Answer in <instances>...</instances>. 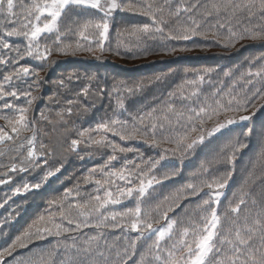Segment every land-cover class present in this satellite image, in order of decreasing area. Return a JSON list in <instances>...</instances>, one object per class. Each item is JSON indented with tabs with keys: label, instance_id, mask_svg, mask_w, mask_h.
<instances>
[{
	"label": "snow or ice",
	"instance_id": "obj_1",
	"mask_svg": "<svg viewBox=\"0 0 264 264\" xmlns=\"http://www.w3.org/2000/svg\"><path fill=\"white\" fill-rule=\"evenodd\" d=\"M117 11L148 17L151 24L122 29L117 33L115 50L106 49L109 21ZM198 37H222L226 40L224 47L234 46L239 40L264 41V0H0V66L5 70L0 82V110L11 113L0 116L6 121L0 127V157L8 159L7 163L0 161V177H5L0 178V184L12 182L10 173L41 170L54 154L43 140L37 143L44 130L28 115L37 99L31 95V88L38 87L40 80L33 79L27 89H21L18 82L25 83L36 73L20 61L28 57L45 61L53 50L62 54L108 50L117 55L121 49L147 51L148 41L160 42V47L171 53L177 48L170 47L169 42ZM13 38L23 41V47L15 46ZM213 71L202 69L193 79L168 91L166 98H157L151 106L134 112L126 108L123 93L135 96L145 87L161 83L162 77L147 84L114 85L109 95L118 97L119 111L112 109L111 115L106 112L94 127L78 130V138L69 145L71 151H77L84 144L100 153L102 159L107 157L83 177L85 186L95 185L94 194L86 189L82 192L77 184L74 190L66 189L61 197L49 201L54 210L39 216L0 250V264H6L5 257H11L17 249H28L46 237L57 238V243L19 264H128L129 250L134 256L140 245L146 247L138 264H264V130L260 133L261 151L244 169L239 194H234V202L229 200L223 213L219 210L237 160L248 147L239 136L232 137L233 126L251 121L257 111L264 110V57L250 61L238 81L230 85L220 81L206 94L202 86L206 78L210 81ZM224 76L231 78L232 72ZM82 91L87 94V89ZM98 91L103 95L107 89ZM21 97L27 106L15 103ZM75 102L66 99L67 114H71ZM250 108L251 114H243ZM64 115V111L57 113L60 126L66 123ZM254 131L248 127L243 135L250 137ZM133 141L160 149L158 158L130 159L127 154L136 151L128 146ZM221 141L225 142L215 151ZM208 145H213L215 155L192 174L198 182L183 185L175 195H162L166 182L181 174L174 165L169 166V157L183 162L198 147ZM221 165L225 166L222 172ZM169 167L171 170H164ZM59 171H47L42 180L46 182ZM40 187V182H25L15 187L13 195ZM190 197L200 200L196 213L187 219L169 216L170 212L177 216L184 207L178 201ZM124 201H133L134 206L110 210V206ZM6 203H0V207ZM87 228H95L96 234H85ZM104 229L118 230L124 243H119L120 236L108 243ZM130 233L136 235L130 237ZM61 251L63 256L57 260Z\"/></svg>",
	"mask_w": 264,
	"mask_h": 264
},
{
	"label": "trees",
	"instance_id": "obj_2",
	"mask_svg": "<svg viewBox=\"0 0 264 264\" xmlns=\"http://www.w3.org/2000/svg\"><path fill=\"white\" fill-rule=\"evenodd\" d=\"M179 2L180 0H176V3ZM173 6H175V4ZM123 13L124 16L132 15L126 12ZM133 16L136 17L132 20H128L125 18L120 19V17L122 16L118 15L116 19V24L118 23V25L114 28L116 41L117 33L126 27L143 23L151 24V20L148 17L141 15ZM188 42L189 41L169 42L170 47L177 48L176 52L171 53L165 52L160 47V42L153 41L147 42V51L127 52L124 49H121L120 55L114 54V56H112L110 59L121 65L124 69L131 70L137 68L132 74L119 72L118 74H113L105 77H97L96 80H92L89 83L71 82V75H69L65 79L62 78L58 80L60 82L54 88L52 94L49 96V99L44 102L41 108H39V111L36 113V115L31 105V108L28 113L29 118L34 119L38 123L39 128L44 130V132H42L38 136L37 143L39 144V141L43 140L51 148L54 149V154L48 157V164L46 167H43L41 170H38L36 172H28L26 176L32 179L35 177L39 179L38 182L41 183L43 181V173L45 174L49 170L55 171L56 168H59L60 171L55 172V175L48 178L54 179V176H57V178L54 179L55 181H51L50 185L44 183L40 188L39 193L34 195L32 202L33 206L30 210L33 214V217H27L26 219H24L23 228L21 232H23L29 224L37 220L39 216H47L49 210H54L51 208L49 201L61 197L66 189L74 190L77 184H79L82 192L86 189L87 192L94 194L95 185L93 184L92 186H85L83 183V177L88 174L90 169L102 165L107 159V157L104 156L102 159L100 153L89 149L84 144L79 145L77 151H71L69 149V145L72 139L78 138V130L89 126L94 127L96 122L101 117H103L106 112L111 115L112 109H116L117 111H119L117 107L118 97L115 94H112L111 96L109 95V93L112 92L114 85H117L120 82H124L127 85H133L141 81L147 84L148 81L154 80V78L157 76L162 77L161 83L153 87H145L143 92L135 96H129L127 93H123V99L126 108L128 109V111L134 112L138 109L144 108L145 106H151L153 101L157 98H166V93L168 91L175 89L186 79H193L194 74L200 72L202 69H214L213 73L211 74L210 81L208 78H206V82L202 86L204 92L207 94L212 90V85H217L220 81H226L229 85L232 84L233 81H238L241 73H244L248 70L250 61H253L257 57H264V50H255L256 46L260 47L261 45H264V41L239 40L234 44V46L228 47L223 46L226 40H224L222 37L217 38L216 40L212 38L205 40L203 38L198 37L195 38L192 42ZM181 48H184L186 50L180 51L179 49ZM56 53L59 52L53 50L49 57V62L52 61V58L54 55H56ZM72 54L73 53L71 51H69L68 54L59 53V55L64 57ZM179 56H196L203 58V60L198 63L194 62L193 64H190L188 66H174L173 64L164 66L163 64L156 63L159 61L171 62L173 58ZM229 71L232 72L231 78H227L224 76V73ZM4 74L5 70L0 73V82H2V77ZM61 81H63L64 86L58 90V87L61 85ZM94 83L98 85V87H91ZM75 84H77V86H73ZM102 87L107 89V92H105L103 95H101L98 91V89ZM36 89L37 86L32 90V96H34V94H37ZM82 89H87V94H100V109L92 105H84L83 101L86 98V94L82 91ZM236 90L240 91V87H237ZM77 94H79L78 98ZM68 98H71L76 101L71 106L72 112L70 115L66 112V109L69 107L66 103V99ZM15 103L19 107L27 106V101L25 98H20L16 100ZM254 103L259 104L261 103V101H255ZM110 105L111 108L109 107ZM76 110H78L79 112H77ZM61 111H64L65 113L64 121H66V123L63 126L57 124V121L59 120L57 113ZM251 111L252 108L249 109L248 113L243 114H251ZM258 112L259 111H257L256 114ZM6 114L11 115V113L9 112H1L0 116ZM41 114H43L44 117H47V120L42 119ZM126 115L127 112L125 113V116ZM49 120L52 121V123H48ZM257 123L261 126V128L260 130L253 132L251 145H248L250 153V156L248 158L249 161H242V157L244 156L242 153L236 163V168L241 164L240 172L239 170H236L234 178L232 180L233 184L231 186L233 193L236 195L239 194V189L244 175V169L251 166V162L256 159L257 154L261 151L262 148L260 133L262 130H264V117ZM5 124L6 121L0 119V127L5 126ZM25 135H31V133H25ZM236 136H239L240 140L244 142V140H242L244 139V135H238L237 128L232 133V137ZM61 137H68L69 139L60 140ZM115 139L118 141L119 138L117 137ZM224 142L225 141H221L219 144H217L215 147V151H218L219 147L222 146ZM121 143L123 144L124 142ZM128 146L134 147L136 149L135 152L127 154L130 159L138 158L140 156H143L144 159H148L149 157L158 158V153L160 151V149L154 148L150 146V144L145 143L143 141H133ZM215 151H213V145L200 146L183 162H181L178 157H169V166L174 165L175 168L180 170L181 174L175 177L179 180L178 182L169 184V187H175L172 188V191L167 192L166 195H175L177 189L181 188L183 185L198 180V178H194L192 174L198 172L202 163H206L207 161L212 160L213 156L215 155ZM243 158V160L246 159L245 156ZM164 170H171V167L166 168ZM224 170L225 166L221 165L220 171L222 172ZM22 180L23 178L16 177V182L14 184H17L19 181ZM181 182L183 183L176 186ZM164 191L165 188L162 189V195H164ZM74 194L75 193L73 192V195ZM6 195L7 193H5L3 189H1L0 202L4 200V197ZM28 201L27 203H29ZM156 202L159 201H154L153 203ZM132 206H134V202L129 201L128 205L125 206V208ZM3 207V209L6 210L7 207L9 208V205L6 203ZM165 207H167V204H165ZM11 217L12 216H10L9 214H6L5 216L0 215V240L9 243H11L16 236L20 235V233L18 234V232H14V230L12 231V228L10 229V224L12 222ZM162 220L163 219H161V221ZM95 231H97L95 228L85 229L86 234H93ZM103 231L107 233L109 231L113 234L116 233L115 231L109 229H104ZM108 237L109 235L106 234V239ZM108 241L109 240L107 239V242ZM108 243H111V241ZM18 250L19 249H17L16 251ZM140 260L141 254L138 257V262Z\"/></svg>",
	"mask_w": 264,
	"mask_h": 264
},
{
	"label": "rangeland",
	"instance_id": "obj_3",
	"mask_svg": "<svg viewBox=\"0 0 264 264\" xmlns=\"http://www.w3.org/2000/svg\"><path fill=\"white\" fill-rule=\"evenodd\" d=\"M70 40L71 41H74V40H76V37H70ZM44 42L42 41V44H43ZM48 43H51V41L49 40L48 41ZM22 45V44H21ZM23 46H21V48H22ZM43 47V46H42ZM53 52V51H52ZM98 56H100V52H99V50H97V51H95L94 53H89V52H87V51H77V52H75L74 54H72V55H67V56H61V55H59V53H56V55H54L53 56V58H52V61L51 62H54V61H56V60H58V59H66V58H80V60H88V59H92V58H97ZM49 57L50 56H48V58H47V60H45V61H43V62H47L48 61V59H49ZM30 58H32V57H30ZM41 89H42V87H40ZM45 90V89H44ZM43 90V91H44ZM39 100H40V97H39ZM65 138H68V137H65ZM60 140H62V137L60 138ZM3 158L4 157H0V161H2L3 160Z\"/></svg>",
	"mask_w": 264,
	"mask_h": 264
}]
</instances>
